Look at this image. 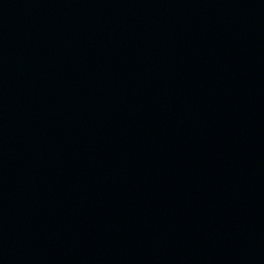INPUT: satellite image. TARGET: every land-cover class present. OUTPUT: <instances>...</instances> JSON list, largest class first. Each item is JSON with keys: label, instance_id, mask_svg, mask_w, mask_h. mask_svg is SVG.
Masks as SVG:
<instances>
[{"label": "water", "instance_id": "1", "mask_svg": "<svg viewBox=\"0 0 264 264\" xmlns=\"http://www.w3.org/2000/svg\"><path fill=\"white\" fill-rule=\"evenodd\" d=\"M0 264H264V0H0Z\"/></svg>", "mask_w": 264, "mask_h": 264}]
</instances>
